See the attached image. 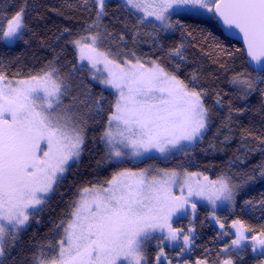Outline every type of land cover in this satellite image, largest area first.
<instances>
[{"label": "snow or ice", "instance_id": "snow-or-ice-1", "mask_svg": "<svg viewBox=\"0 0 264 264\" xmlns=\"http://www.w3.org/2000/svg\"><path fill=\"white\" fill-rule=\"evenodd\" d=\"M83 3L87 5L88 0ZM106 3L94 0L97 11L92 23L86 25L88 35L70 41L79 61H87L92 79L115 90L100 136L105 160L123 163L125 158H140L153 151L167 159L172 150L183 151L203 138L210 123L204 103L207 91L197 89L195 73L186 83L158 59L143 62L136 57L135 62L124 59L120 63L111 52L101 51V40L112 36L101 23L107 15ZM119 7L136 17V26L149 18L159 22L152 24L156 32L174 27L170 10L212 14L232 35L242 39L247 57L260 68L255 76L237 73L230 83L247 95L258 81L264 82V0H121ZM23 12L21 8L7 18L6 28L0 19V42L11 44L21 38ZM213 42L222 54L223 46L215 37ZM183 47L170 49L169 55L184 60ZM131 55L135 57L134 52ZM86 95L91 100V94ZM66 97H71L67 105L63 103ZM103 99L101 96L88 104L79 94L72 95L70 79L51 64L19 79L9 78L0 63V258L5 257L30 217L42 210L70 162L79 160L84 151L86 113L99 116L104 111ZM216 103H221L219 94ZM81 104L86 113L73 111ZM155 172L150 175V169L125 168L100 184L80 188L67 217L54 225V229H62L59 239L46 247L39 245L31 264H147L146 243L153 239L159 247L156 264H161V258L169 259L162 246L165 241L171 246L182 238L180 253L193 244L191 227L187 232L173 227L175 215L186 214L189 207L195 214L196 200H206L213 209L231 205L240 187L224 174L209 179L198 172L185 171L183 176L176 170ZM177 187L179 195L174 192ZM212 218L224 229L214 212ZM231 227L235 238L221 249L227 256L219 264H234L233 253L240 255L249 246L245 233L252 229L240 220L232 221ZM250 245L254 253L264 256V231L251 236ZM0 264H4L2 259ZM196 264L207 261L197 260Z\"/></svg>", "mask_w": 264, "mask_h": 264}, {"label": "trees", "instance_id": "trees-1", "mask_svg": "<svg viewBox=\"0 0 264 264\" xmlns=\"http://www.w3.org/2000/svg\"><path fill=\"white\" fill-rule=\"evenodd\" d=\"M120 3L117 0H108L106 3L107 15L101 23L112 33V36L104 38L107 40L104 41L106 50L113 53L115 59L119 58L115 51L127 56L134 52L135 57L142 60L158 59L162 66L186 83L191 81L195 73L199 81L197 89L207 91L204 103L209 109L208 128L203 138L190 150L167 161L154 157L136 165L106 161V149L100 136L115 98L110 91L101 88L90 78L86 67L77 66L76 52L70 43L80 35H88L85 32L86 25L92 23L97 11L94 0H88L87 5L83 0H0V19H3L4 24L7 18L24 9L25 28L21 38L11 45L0 42V63L9 78L25 79L51 64L60 70L62 76L70 79L72 95L79 94L80 99L88 104L101 96L104 98L101 101L104 111L99 116L94 112L86 113L84 104L73 109L86 113L84 151L78 161L70 164L42 210L33 215L27 229L6 250L5 257L0 258L4 264H31L32 255L39 245L46 247L59 239L62 229H54V225L67 217L70 204L77 198L79 189L100 184L110 179L114 172L125 168L134 170L151 166L198 172L212 179L222 174L228 175L233 183L240 185L235 205L232 210L217 211L216 217L225 225L227 232L234 220H240L252 229L248 232L249 236L264 231V176H261L264 171V82L258 81L255 89L247 95L230 83L237 73L257 75L247 67L242 47L223 33L212 14L204 18L172 15L173 30L164 33L154 31L152 22L136 26V17L128 15L119 7ZM213 37L225 49L222 54L216 48ZM179 45L184 46V60L169 55V50ZM87 93L91 94V100H88ZM217 94L220 104L216 103ZM70 102L71 97L63 101L66 105ZM249 177L252 179L249 180ZM210 215L207 207L197 205L193 220V244L183 259L189 264H195L197 260L219 264V260L224 258L221 249L229 245L232 236L221 242L216 228L209 222ZM173 226L185 231L188 217L177 219ZM165 249L172 254L178 250ZM263 258L248 248L241 251L240 255H232L234 264H260Z\"/></svg>", "mask_w": 264, "mask_h": 264}, {"label": "rangeland", "instance_id": "rangeland-1", "mask_svg": "<svg viewBox=\"0 0 264 264\" xmlns=\"http://www.w3.org/2000/svg\"><path fill=\"white\" fill-rule=\"evenodd\" d=\"M107 1H108V0H107ZM117 1H120V2H121V0H117ZM175 14L196 15V16H199V17H202V18H204V17H209V16L211 15L210 13L203 12V11H201L200 13L197 14V13H192V12L186 11V10H184V9H178V10H176L175 12H172V10H170V18H171L172 15H175ZM139 15H142V14H139ZM149 21H151L152 23H155V24H158V23H159V22H157V21L152 20V18H149V19L146 20L145 22H149ZM4 27H5V28L7 27V22L4 24ZM172 30H173V29L171 28V29H168L167 31H163V32H164V33H171ZM104 41L107 42V40L103 38V39L101 40V42H100V45H99L101 51H105V50H106L105 42H104ZM2 43H3V42H2ZM13 43H14V42H13ZM13 43H11V44H13ZM108 43H109V41H108ZM4 44H5V43H4ZM11 44H7V45H11ZM72 46H73V48L75 49V52H76L77 66H78V67H81V64H83V66L86 67L87 70H88V67H87V61L80 62L79 59H78V53H77V50H76V48L74 47L73 44H72ZM106 51H108V50H106ZM115 53L118 55L119 58H116V59H117L118 62H120V63H123V60H124V59H129V60H131L132 62H135V58H136V57H133L132 55H128V56H127V55L122 54V53L117 52V51H115ZM112 56H114L113 53H112ZM113 58H114V57H113ZM114 59H115V58H114ZM141 60H142V59H141ZM142 61H143V62H148V61H150V60H142ZM100 67L102 68L103 66L101 65ZM88 72H89V70H88ZM89 75H90V78L92 79V77H91V73H90V72H89ZM104 75H106V73H105ZM92 80H93V79H92ZM93 81H94L97 85H99L101 88L110 91V92L114 95V98H115V90H113V89H111V88H109V87H107V86H105V85L100 84L98 80H93ZM196 142H197V141H196ZM196 142H195V143H196ZM102 143H103V142H102ZM195 143H194V144H195ZM103 144H104V143H103ZM194 144H193L192 146H187V147H185V149H184L183 151H178V150H175V149L172 150V151L168 154V158H167V159H165L163 156H161L160 153H157V152L153 151V152H151V153H149V154H146V156H144V157H140V158H131V157H128V158H125L124 162H129V163H131V164L136 165V164H138V163H141L143 160H145V159H147V158H152V157L157 158V159H159V160H161V161H167V160H169V159H171V158H173V157H175V156H178V155L183 154L185 151L187 152L188 150H190V149L194 146ZM104 146H105V145H104ZM80 157H81V156H80ZM79 159H80V158H79ZM73 162H76V161H72V162H70V164H72ZM112 163L116 164V162H112ZM141 169H150V175H153V174H156L155 170H156L157 168H154V167H151V166H146V167H143V168H140V169H134L133 171H139V170H141ZM176 171H177V170H176ZM66 172H67V171H66ZM178 172L181 174V176H183V173H184L185 171H178ZM65 174H66V173H65ZM65 174H64V176H65ZM202 176H205V175L202 174ZM206 176H207V175H206ZM217 178H218V177H217ZM209 179H212V178L209 177ZM214 179H216V178H214ZM232 182H233V181H232ZM174 192H175L177 195H179V194H180V189H179V187L175 188V189H174ZM51 194H52V193L49 194V196L47 197V199L51 196ZM78 194H79V193H78ZM77 197H78V196H77ZM235 197H236V195H235ZM193 199H195V198H193ZM196 204H197V205L205 206V207H207V208L210 210L211 215H210V217H209V222H210L211 226H213L214 228H216V230H217V232H218V239H219L221 242L225 241V240L228 239L230 236H232V239L235 238V229L231 227V224H232V223H230V225L228 226L229 232H227V230H226L225 228H224V229H221V228H220V225H219L218 223H216V220H214V219L212 218V213H213V212L216 213L217 211L222 210V209H229V210H232V209L234 208V205H235V198H234V202H233L231 205L223 204V205H219V206H218L217 208H215V209H213L212 206L209 205L208 202H207L206 200H196ZM38 212H39V211L35 212V214L38 213ZM35 214H34V215H35ZM215 215H216V214H215ZM184 216H187V217H188V226H187V228H186V230H185V232H187V230H188L189 227H191V228L193 229V220H194V217H195V214L192 213L190 207L187 209V213H186V214L178 213L177 215H175V216L173 217V223H174V221H176L177 219H179V218H181V217H184ZM32 217H33V216H32ZM32 217H30V221H31V218H32ZM30 221H29V223L24 227V229L21 230V232L19 233V235H20L25 229H27V227H28L29 224H30ZM173 227H174V226H173ZM225 232L227 233V235H223V234H222V233H225ZM19 235H18V237H19ZM159 235H160V233H155V234H154V236H157V237H158ZM193 235H194V230H193ZM245 235L249 237V241L247 242L249 246H248L247 248H248L252 253H254V252L252 251V249H251V245H250V237H251V236H249L248 232H246ZM17 239H18V238H17ZM232 239L230 240L229 245L231 244ZM157 245H158V241H157L156 239H153V240L148 241V242L146 243L147 264H156V259H155V258H156V254H157V252L159 251V247H158ZM182 245H183V240H182V238H181L179 241H177V242H173V243L171 244V246H169V243H168L167 241H165L164 245H162V246L164 247L165 254H166V256H167L169 259H168V260H164L163 258H161V264H169V261H171V264H189V263H187L186 261L183 260V259L189 254V250L185 251L184 253H180V247H181ZM165 247H168L169 249L177 248V249H178V250H177V253H173V254H172L171 252L167 253ZM190 247H191V246H190ZM178 253H179V255H178ZM221 253H222V255H223L224 258H225L226 253H224V252H222V251H221ZM254 254L260 255L259 252H255ZM149 257H150V260L148 259ZM262 261H264V258L262 259ZM195 264H196V263H195ZM260 264H261V262H260Z\"/></svg>", "mask_w": 264, "mask_h": 264}, {"label": "water", "instance_id": "water-1", "mask_svg": "<svg viewBox=\"0 0 264 264\" xmlns=\"http://www.w3.org/2000/svg\"><path fill=\"white\" fill-rule=\"evenodd\" d=\"M214 19H215V18H214ZM215 20H216L218 26H219V27L221 28V30L223 31V33H224L229 39L234 40V41H236L237 43H239L240 46L242 47V50H243V42H242V39L238 38L237 36L232 35L227 29H225V28L222 26V24H221L217 19H215ZM243 53H244V56H245V58H246V65H247V67H248L250 70H252L254 73L258 74L259 71H260V68H259L255 63H253V62H251V61L249 60V58L247 57V54H246V52H245L244 50H243Z\"/></svg>", "mask_w": 264, "mask_h": 264}]
</instances>
